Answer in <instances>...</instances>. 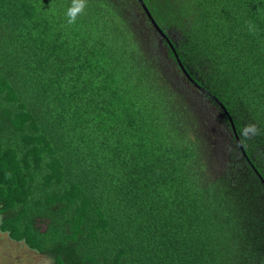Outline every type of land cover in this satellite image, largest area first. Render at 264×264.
<instances>
[{
  "label": "trees",
  "instance_id": "16d2710c",
  "mask_svg": "<svg viewBox=\"0 0 264 264\" xmlns=\"http://www.w3.org/2000/svg\"><path fill=\"white\" fill-rule=\"evenodd\" d=\"M144 2L190 77L139 0H0L1 230L53 264H264V0Z\"/></svg>",
  "mask_w": 264,
  "mask_h": 264
},
{
  "label": "rangeland",
  "instance_id": "374dc122",
  "mask_svg": "<svg viewBox=\"0 0 264 264\" xmlns=\"http://www.w3.org/2000/svg\"><path fill=\"white\" fill-rule=\"evenodd\" d=\"M161 47L166 49L164 44ZM165 52L166 50H162L163 54ZM2 216L0 212V225ZM53 262L52 258L30 248L24 240L12 239L0 227V264H53Z\"/></svg>",
  "mask_w": 264,
  "mask_h": 264
},
{
  "label": "clouds",
  "instance_id": "9594fccd",
  "mask_svg": "<svg viewBox=\"0 0 264 264\" xmlns=\"http://www.w3.org/2000/svg\"><path fill=\"white\" fill-rule=\"evenodd\" d=\"M87 7V0H72V5L67 9V22L69 24H75L77 17L84 11ZM259 134V130L255 124H248L245 126V129L242 135L245 138H249L250 135Z\"/></svg>",
  "mask_w": 264,
  "mask_h": 264
},
{
  "label": "water",
  "instance_id": "95a60500",
  "mask_svg": "<svg viewBox=\"0 0 264 264\" xmlns=\"http://www.w3.org/2000/svg\"><path fill=\"white\" fill-rule=\"evenodd\" d=\"M139 1H140V3L142 4L141 6H143V8H144V10H145V12H146V14H147V16H148L149 19L151 20V22H152L153 26L155 27V29L158 31V33H159L161 36H163L164 38H166L167 41L169 42L171 48H172L173 51L175 52L174 55H176V58L178 59V62H179V64H180L182 70H183L184 73L186 74V76H187V77H190V75L188 74V72H187L186 69L184 68L183 63H182L181 60L179 59V55H177L178 53H177V51L175 50V47H174L172 41H171L170 38L167 36V33H166V32L160 27V25L157 23V21L155 20V18L153 17V15H152V13H151V11H150L149 8L146 6V3L144 2V0H139ZM191 79H192V78H191ZM196 85H197V87H198L199 89H201L203 92H206V89H205V88H203L202 86H199V84H197V83H196ZM221 105H222V107L225 109V111L227 112L225 106H224L223 104H221ZM230 119L232 120L231 117H230ZM232 125H233V129H234V131H235V133H236L237 140L240 142L241 139L239 138V136H238V134H237V130H236V128H235L233 122H232ZM240 143H241V142H240ZM240 147L243 149V152H244L243 154H245L246 152H245L244 147H243L242 144H241ZM245 155H247V154H245ZM248 159H249V157H248ZM253 167L255 168V166H253ZM255 169H256V168H255ZM256 172L258 173V170H257V169H256ZM260 177H261V175H260ZM262 181L264 182V179H263V178H262Z\"/></svg>",
  "mask_w": 264,
  "mask_h": 264
}]
</instances>
